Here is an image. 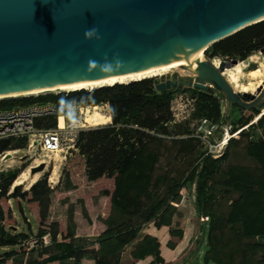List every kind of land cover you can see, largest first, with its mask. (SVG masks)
Segmentation results:
<instances>
[{"label": "trees", "instance_id": "16d2710c", "mask_svg": "<svg viewBox=\"0 0 264 264\" xmlns=\"http://www.w3.org/2000/svg\"><path fill=\"white\" fill-rule=\"evenodd\" d=\"M263 48L264 21L214 44L207 53L210 58L246 61ZM191 91L195 94L194 116L219 122L222 109L214 90ZM174 95L175 89L156 90L154 80L149 78L93 90L0 100V110L53 103L59 115H64L71 105L108 104L112 120L107 126L80 132L78 151L67 157L64 167L70 190L52 187L45 175L30 189L24 191L17 187L10 193L21 170L0 172V250L17 246L28 237L6 230L16 223L9 204L13 200L21 213L26 208L33 214L39 226L38 236L49 234L53 243L62 241L69 245L61 261L120 264L125 248L139 238L144 225L153 222L158 227H168L172 224L182 200L180 189L195 185V207L201 218L198 244L206 233L208 247L205 264H264V140H251L250 134L264 127V116L251 124L260 114L259 108L241 109V117L233 122L232 128L233 134L241 130L240 133L230 140L224 154L214 159L192 136L186 140H167L172 135L170 128L175 126L171 111ZM56 124V118H49L39 120L37 127L54 128ZM186 133L190 134L189 130ZM245 140L246 153L255 166L224 168L229 149ZM26 146V139L0 141V155ZM171 148H177V155L184 159H194L187 168L160 172L161 159L173 151ZM66 199L72 200L76 210L82 209L80 201L93 202L85 219L88 225L96 226L98 236L90 244L74 243ZM223 201L226 212L221 210ZM101 216L110 221L109 226L100 227L97 220ZM19 251L24 254L26 248L21 247ZM13 255L8 254L6 259ZM132 256L136 260L152 256L155 263H164L160 243L150 235L138 242ZM6 259L0 258V264H5Z\"/></svg>", "mask_w": 264, "mask_h": 264}, {"label": "water", "instance_id": "95a60500", "mask_svg": "<svg viewBox=\"0 0 264 264\" xmlns=\"http://www.w3.org/2000/svg\"><path fill=\"white\" fill-rule=\"evenodd\" d=\"M263 21L264 0H0V95L173 66V57ZM238 62L201 63L193 87L207 90L206 81H214L250 109L222 76ZM189 81L156 80L155 87L171 90Z\"/></svg>", "mask_w": 264, "mask_h": 264}, {"label": "rangeland", "instance_id": "374dc122", "mask_svg": "<svg viewBox=\"0 0 264 264\" xmlns=\"http://www.w3.org/2000/svg\"><path fill=\"white\" fill-rule=\"evenodd\" d=\"M210 48V47H209ZM205 52V56L207 57L208 61H212L214 58H210L207 51ZM259 55V61L264 62V56L260 51L253 53L252 55ZM221 61L232 62V60H225L221 59ZM247 60V59H246ZM246 67V68H245ZM244 67V71L247 70H255L258 68V64L252 61H248L246 66ZM184 74H177V71H172L165 76H159L152 78L154 82L156 80L160 82H164L167 79L171 80H178L182 79L183 81H189V84H184L181 87L175 88V95L174 100L171 102V111L174 118L175 126L170 128V132L172 135L167 140H186L189 137L193 136L194 130H196V126L198 124V120L200 118L195 117V94L191 91V89H195L193 87V83L197 82L198 79H194L195 73H193L189 69L184 70ZM223 73V72H222ZM241 80L246 82V80L242 77ZM257 82L263 84L264 87V80H258ZM214 90V95L219 98L221 103L222 109V119L219 121L221 125L220 131L217 133L215 140H218L225 135V131H228V139L229 142L232 138H234L241 130L237 133L233 134V122H237L238 118L241 117L243 110H251L255 108H259L260 114L256 115L251 122V124H256L260 118L264 116V91L257 92L254 94V100H249L244 98L242 94L236 93L235 96L240 98V100L244 104H251V108H243L236 103H234L230 95L222 90L219 87H208ZM199 90V89H198ZM206 91V90H202ZM63 92V91H59ZM59 92H44L35 95H27V96H19V97H28V96H39L42 94L47 93H59ZM13 98V97H9ZM237 106H235V105ZM100 106V107H99ZM76 106L73 109V113H71L70 121L74 119L77 121H83L85 118V127L84 129H91V128H98L103 127L111 124L112 120L107 124H99L94 125L90 122H86V108L81 107V112L83 115H80L79 109ZM99 112L105 115L110 116V107L108 104H101L98 105ZM91 108V107H90ZM93 111L92 109H90ZM83 117V118H82ZM250 124V125H251ZM246 128V127H245ZM189 130L190 134L186 133ZM251 140H264V127L252 130L250 132ZM201 146L203 150H206L203 146L202 142ZM228 145L223 151H226ZM246 140L241 141L237 144H234L229 149V157L228 160L223 164L224 168H227L231 165H244V166H255V162L251 157H249L246 153ZM172 149V148H171ZM177 149V148H176ZM176 149H172L173 151L165 154L160 162L159 171H167L168 169H175L178 168H187L191 161H193L192 157L183 158L180 155H177ZM12 153V154H11ZM9 154V155H8ZM56 153H44L40 148L29 149L28 144L24 149L8 151L4 155H0V172L13 170V169H20L21 173L18 176L17 180L11 187V192H14V188L21 187L22 190H28L30 187L36 183L38 180L42 179L45 175H48V182L52 187L60 186L64 190H70V183L67 176L64 174V167L66 164V159L62 160L65 156L64 153H59L62 159L56 158ZM10 156V157H8ZM59 163V164H58ZM64 163V164H63ZM41 164H45V168L42 171L37 172L36 174L31 173V168L40 166ZM35 175V176H33ZM59 182L55 185L54 182ZM196 187H182L180 192L182 194V200L177 206V212L173 217L172 224L168 227L156 226L155 223L150 222L143 226L142 231L144 230L145 233H153L155 234V238H157L158 242L163 243L165 248L168 249H175L177 247L185 248L188 257H195L196 259L201 254H206L208 251L207 241H206V233H203V238L200 243V226H201V218L199 217L195 202H196ZM65 202L69 207V229L70 232L75 236L74 243L79 245L90 244L97 238L96 226L91 223L88 225L85 217L88 214L89 208L92 206L93 202L84 203L80 201V206L82 209L76 210L72 200L66 199ZM9 204L12 208L13 216L16 219V223L6 227V230L13 234H25L27 235V239L32 237L38 236L39 226L33 216L26 208H24L23 212L21 213L14 204L13 200L9 201ZM221 210L226 212L227 205L224 204V201L221 205ZM117 220V216L114 218ZM73 221L76 222V226L74 225ZM100 224V227H105L110 225V221L104 220L101 216L99 220H97ZM114 224V223H113ZM99 228V227H98ZM178 232H182L181 235ZM154 237V236H153ZM25 240H22L19 245L13 247L2 248L0 250V258L6 259L8 254H14L11 258L6 259L5 264H74L72 260L61 261L60 259L65 256L69 251V245L65 242L59 241L58 243H53L47 247H38L33 250H26L24 254L19 253L21 245ZM59 240H62L59 236ZM189 248V249H188Z\"/></svg>", "mask_w": 264, "mask_h": 264}, {"label": "built area", "instance_id": "2783aa9c", "mask_svg": "<svg viewBox=\"0 0 264 264\" xmlns=\"http://www.w3.org/2000/svg\"><path fill=\"white\" fill-rule=\"evenodd\" d=\"M75 105H71L64 115H59L58 108L53 103L33 104L23 107L0 110V141L26 139L28 148H40L44 153H64V158L77 152V141L81 131L85 130V118L83 121H75L70 116L73 113ZM79 109L80 115L81 107ZM56 118L57 124L54 128H39V120ZM63 119L64 125L60 126V119ZM83 118V117H82ZM219 122H214L209 118H200L194 130L192 137L202 142L207 154L214 159L220 158L223 151L229 143L226 137L229 135L225 131L219 141L215 140L217 133L221 129ZM11 152V151H10ZM5 154V153H4ZM2 154V155H4ZM52 244V238L49 234L44 236H35L24 241L21 247L26 250H33L38 247H47Z\"/></svg>", "mask_w": 264, "mask_h": 264}, {"label": "bare ground", "instance_id": "6f19581e", "mask_svg": "<svg viewBox=\"0 0 264 264\" xmlns=\"http://www.w3.org/2000/svg\"><path fill=\"white\" fill-rule=\"evenodd\" d=\"M211 43H206L204 49L196 50L190 56H175L173 57V66L169 67H153L143 73H134L126 76H115L31 91H22V92H13V93H6L0 95V100L9 98V97H19V96H27V95H35L44 92H70V91H77V90H93L103 86H113L115 84H127L133 81H139L143 79H149L159 76H165L166 74L171 73L172 71H177V74H184L185 69L191 70L195 73L194 79H198L199 70L201 69V63L208 62L207 57L205 56L206 50L209 48ZM248 61H252L258 64V68L255 70H247L244 71V67L246 66ZM213 67L220 68L221 60L219 58H214L210 61ZM246 68V67H245ZM223 78L227 81L229 87L231 88L233 94L240 93V94H257L259 88H264L263 84L257 82L258 80H264V62L259 61V55H251L248 57L246 61H239L237 64L232 65L230 68H226L222 71ZM244 78L246 82L241 80ZM212 87H218L214 81H206ZM91 107V108H90ZM100 107V106H99ZM98 106H87L86 108V122H90L94 125L99 124H107L111 121V116L102 114L99 112ZM92 109L93 111H91ZM64 125L63 119H60V126ZM228 137V136H227ZM226 137V141H228ZM60 152H56V158L62 159L59 154ZM12 154V153H11ZM63 158L62 160H64ZM59 164V163H58ZM64 164V163H63ZM35 176V175H33Z\"/></svg>", "mask_w": 264, "mask_h": 264}, {"label": "crops", "instance_id": "0c3cea01", "mask_svg": "<svg viewBox=\"0 0 264 264\" xmlns=\"http://www.w3.org/2000/svg\"><path fill=\"white\" fill-rule=\"evenodd\" d=\"M58 182L59 180L57 179V182H54V184L56 185ZM142 233H144V230L139 233V238L136 241H134L132 244H130L125 248L124 252L121 255L120 264H157L155 263V258L152 256H149L144 260H136L132 256L135 246L145 236L150 235L156 237L155 234L153 233H145L144 235H142ZM159 243H160L161 256L164 260L163 264H205L204 262L205 254H201L196 259L195 257L194 258L188 257L185 248L177 247L175 249H168L164 247L163 243L161 242ZM209 264H213V263H209Z\"/></svg>", "mask_w": 264, "mask_h": 264}]
</instances>
